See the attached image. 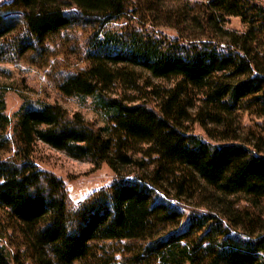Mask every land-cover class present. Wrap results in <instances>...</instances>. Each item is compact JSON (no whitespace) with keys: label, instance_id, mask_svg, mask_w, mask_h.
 I'll list each match as a JSON object with an SVG mask.
<instances>
[{"label":"trees","instance_id":"trees-1","mask_svg":"<svg viewBox=\"0 0 264 264\" xmlns=\"http://www.w3.org/2000/svg\"><path fill=\"white\" fill-rule=\"evenodd\" d=\"M69 8L100 26L88 67L58 90L91 98L104 126L56 103H23L9 117L0 90V264H264V219L252 210L264 200V138L243 142L236 131L238 114L264 119V7L206 0L205 38L187 40L103 30L125 18L126 0L0 5L23 14L38 45L69 27ZM229 18L246 31L225 29ZM38 143L104 164L116 180L71 207L64 182L35 164Z\"/></svg>","mask_w":264,"mask_h":264},{"label":"rangeland","instance_id":"rangeland-1","mask_svg":"<svg viewBox=\"0 0 264 264\" xmlns=\"http://www.w3.org/2000/svg\"><path fill=\"white\" fill-rule=\"evenodd\" d=\"M7 1L0 0V5ZM205 1L126 0L125 18L103 25L102 29L117 31L124 26H135L169 39H202L205 38V31L200 24L203 23ZM251 1L264 7V0ZM66 16L70 21L69 27L38 45L30 39L21 12L0 11V32L8 31L0 37V90L5 92V112L12 117L23 103L32 107L40 103H56L69 113H79L86 121L103 127V117L94 108L91 98L65 97L58 90L67 77L88 67V40L100 26V23L81 17L74 8L67 9ZM224 28L239 34L246 31L239 18H229ZM26 45L32 48L23 51ZM152 82L159 86L168 85ZM253 113L254 110H248L237 116L236 131L243 142L252 143L259 137L264 138V119ZM191 130L210 142L199 125L192 126ZM33 159L39 169L64 182L71 207L85 201L93 193L107 189L116 180L104 164L96 168L89 162L73 160L41 143L37 144ZM231 201L240 209L251 210L241 196ZM180 209L185 214L190 212L189 208ZM252 210L264 219V200Z\"/></svg>","mask_w":264,"mask_h":264}]
</instances>
